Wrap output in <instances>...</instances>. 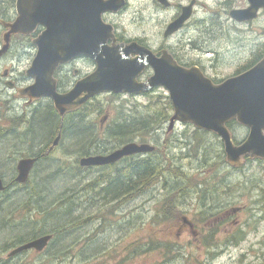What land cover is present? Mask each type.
<instances>
[{"label": "rangeland", "instance_id": "rangeland-1", "mask_svg": "<svg viewBox=\"0 0 264 264\" xmlns=\"http://www.w3.org/2000/svg\"><path fill=\"white\" fill-rule=\"evenodd\" d=\"M6 9V3L0 6V18L13 13ZM261 19L256 25L221 26L218 33L222 40L210 43L217 56L211 57L208 52L203 55L204 61L191 59L199 61L218 78L233 74L253 59L254 40L264 34V15ZM146 31L157 33L158 28L147 24ZM2 32L0 28V45ZM12 44L0 60V72L10 69L23 84H28L30 77L25 75V70L35 48L25 46V42ZM3 81H0V143L6 140L4 136L9 137V142L0 144V148H6L3 159L0 154V177L8 185L0 193V246L15 243L16 238H28L39 229L49 232L64 222L78 223L58 234L44 254L27 255L19 264H264V204L259 201L263 198L260 194L264 195L261 191L264 161L244 160L240 167L229 166L219 137L213 133H196L189 123L176 124L174 130L167 132L164 144L166 118L149 133L146 142L157 147L156 155L164 165L171 160L181 173L171 171L166 179L147 184L145 190L142 188L131 198L115 199L106 193L107 181L103 177L112 175L117 167L113 173L108 167H80L79 158L86 149L76 139L65 136L49 158L34 166L27 183L15 185L16 158L37 141L22 132L34 127L38 115L45 113L47 124L54 113L46 100L44 107L30 108ZM166 96L164 89L140 98L102 95L89 106L101 110L82 121L86 125L94 124L96 131L110 108L104 130L109 129L120 111L131 117L145 114L151 107H162ZM37 127L40 134L44 133L42 126ZM229 128L235 139L247 135V130L236 122ZM96 139V149L104 147L100 151L107 152L115 145L114 139H105L102 134ZM133 141L138 142V138ZM179 183L186 188L185 195L179 196L181 213L158 223L154 219L156 212L162 208L169 190ZM182 217L193 227L179 225ZM212 229H216L212 237L204 239V234ZM236 230L241 232L238 239H234ZM156 239L173 245L167 252ZM150 240H153L151 247L145 249V243Z\"/></svg>", "mask_w": 264, "mask_h": 264}, {"label": "water", "instance_id": "water-1", "mask_svg": "<svg viewBox=\"0 0 264 264\" xmlns=\"http://www.w3.org/2000/svg\"><path fill=\"white\" fill-rule=\"evenodd\" d=\"M97 7L98 37L96 43L97 70L91 80H84L75 89L65 93L56 91L53 80H50L53 69L58 63L80 52L73 42L63 51L58 39L60 12L67 14L75 10L72 0H15L16 17L11 22L0 20L7 31L3 34V44L0 56L6 53L13 34L28 35L38 25L44 26L43 32L33 40L36 54L25 74L33 82L18 89L20 98L29 100L50 97L60 116L73 111L96 94L101 92L142 94L154 86H163L171 99L173 113L169 118L167 132H170L177 122L191 123L197 129L215 133L223 143L226 161L233 167L242 164V158L264 159V56L247 70L225 78L220 83H213L197 66L184 67L169 55L163 54L160 59L146 48L144 57L128 59V53L143 50L137 48L135 42L119 54L118 50H109L106 46L104 24L101 12L112 8L116 0H89V4ZM255 8L233 10L232 18L243 21L255 17ZM187 15L169 24L166 34L181 27ZM60 18V19H59ZM45 26L47 30L45 31ZM95 47V46H94ZM120 55V56H119ZM147 64L153 67V74L147 84H131L129 82ZM46 69V72H45ZM124 84V85H123ZM83 90L86 93L83 94ZM236 120L248 129L245 139L235 144L227 123ZM58 134L53 141H59ZM155 146L149 143L128 142L106 155H89L80 158L81 166H100L116 162L124 156L154 151ZM37 159L22 158L17 162L16 183H25ZM6 185L0 177V191ZM52 239V234L46 233L12 251L15 254L27 248L38 251L46 248Z\"/></svg>", "mask_w": 264, "mask_h": 264}, {"label": "flooded vegetation", "instance_id": "flooded-vegetation-1", "mask_svg": "<svg viewBox=\"0 0 264 264\" xmlns=\"http://www.w3.org/2000/svg\"><path fill=\"white\" fill-rule=\"evenodd\" d=\"M72 1L75 5V10L72 14L70 12L67 14L63 9L60 12L61 19L59 18L58 39L63 51L67 46H70L74 42L80 49V52L67 59L64 57L51 73L50 80H53L56 86V91L60 93L75 89L78 87V84L84 80L92 81V75L97 70V60L94 56L96 55V43L95 45L93 43L98 37L97 7L92 6L91 2L89 4V0ZM62 3L64 4L65 0H62ZM247 8L256 9L254 18L245 19L243 21H238L232 18L231 12L233 10ZM182 15H187V17L181 27L166 34V29L169 24L178 20ZM263 15L264 0H116V3L112 5V8H108V10L101 12V20L104 24L106 46L109 50H118L120 54L125 48L130 46L132 42H135V46L143 50V53L139 54V51L128 53V59L130 60L136 59L138 56H145V50L141 47L143 46L148 49L157 60L160 59L163 54H169L177 64L184 67L197 66L206 77L212 80L213 83H220L223 79L237 75L238 73L234 72L229 76H221L218 78L214 74L208 72L207 68L196 59L204 61L205 57L203 55L208 52L211 53V57L217 56V50H215V47L211 46L210 43L220 42L222 40L221 34L218 33L221 31V26H225L226 24L235 26L256 25V23L263 20L261 19ZM15 17L16 13L14 10V14L12 13L9 17L3 18L7 21H11L14 20ZM147 24L157 27V33H147ZM43 30L44 26L38 25L28 35H12L10 41L13 44L23 45L21 44L22 41L23 43H26L25 46L29 44V46L33 47V40L38 37ZM46 30L47 27L45 26V31ZM191 30L192 32H190ZM254 42L256 44V49L253 51V58H259L255 61V63H257L264 56V34L256 36ZM32 50L33 48L31 51ZM4 56L5 55L1 56L0 60ZM153 72L152 65L147 64L143 69H139V72L133 80L129 82V85L138 84L142 87V84H147L148 79ZM1 80H4L3 82L7 88L11 89L13 93H16V98L18 100L23 101V103L30 108H37L38 105L44 107L45 103H43V100H46L50 103L51 110L58 116L57 110L50 97L33 100H29V98H19L17 95L18 89L31 84L33 81L32 79L29 78L28 84H23L13 75L12 70L5 68L0 72V81ZM162 89L165 88L158 85L151 88V91L154 92ZM85 93L86 90H83V94ZM102 95L140 98L146 96L147 93L141 95L131 93L97 94L86 100L75 110L67 112L65 117H75L77 120H87L91 118L94 114H97L100 109H94L93 107L95 106L90 109L89 106L93 105L91 103L94 99ZM109 112H111V110L110 108H107L106 115L100 119L96 131L93 129L94 124H88V127L93 130V133H95V138L90 143L95 145L97 141L96 134H103V132L107 130H104V127L109 118ZM25 121L26 120L23 122ZM27 121L29 123V120ZM60 127L61 124H59V128ZM61 130L63 132V129L56 131L54 139L58 134L61 136ZM22 133L27 137L30 136L29 129H27V132ZM12 136L15 137L16 133H13ZM30 137L32 138V136ZM8 138V136H4V139H6L7 142H9V140H7ZM165 138L166 136L164 135L163 142H165ZM54 139L49 141V135H45V142H37L35 145H30L31 148H26V151L22 150V154L18 155L16 160L18 161L21 157H35L38 163L39 159L49 158L51 151L59 148V145H52ZM238 143L240 142L238 141ZM14 148L18 147L15 146ZM93 150L95 151L96 147ZM113 150V148L107 152L103 150L100 151V153L107 154ZM145 156L146 154H135L130 158H132V160H139L143 159ZM128 157L129 156L123 157L114 163L100 167H108L109 170L114 171V169L120 165L124 167ZM86 168H94V166ZM183 223L190 227L189 221L185 217L182 218L181 224ZM42 234H45V230L39 229L28 238H26L27 236L24 238H16L15 243H5L4 245H1L0 264H19V262L23 261L27 255H33L35 253L44 254L46 250L45 248L40 251L34 248H27L10 255L12 251L36 239Z\"/></svg>", "mask_w": 264, "mask_h": 264}, {"label": "trees", "instance_id": "trees-1", "mask_svg": "<svg viewBox=\"0 0 264 264\" xmlns=\"http://www.w3.org/2000/svg\"><path fill=\"white\" fill-rule=\"evenodd\" d=\"M5 3L7 6L6 11L11 10L13 12L14 0H0L1 7H4ZM257 59L259 58L257 57L253 58L249 62L245 63L239 69L236 70V73L247 69L248 67L253 65ZM171 109H172L171 102L169 98L166 96V103L162 107H151V109L147 110L145 114L140 113L134 117H131L129 114H125L123 111H120V114L117 120L114 122V125L103 132L102 134L103 138L114 139L115 145L113 146V148H115L116 145H118L119 147L125 142L134 139L135 137H137L139 141L146 142L149 140V133L154 132L157 129L158 125L162 123L163 120L169 118L170 116L169 111ZM44 116L45 113L35 117L33 121L34 127L32 126L29 129V134L30 136H32V139H36L39 142H45V135H49V141H51V139H54L56 131L63 129V132L61 130V138L65 136L67 138L76 139V141L79 142L81 148L86 149V152H84L85 155L100 153V147L102 146H99L94 151L93 149H95L96 146L90 143L95 138V133H93V130L88 127L89 123L86 125L84 121L79 119L77 120L75 119V117H68V116L64 117L65 119H60V117L54 113V117L50 115L51 119L48 120L51 122H48L46 124ZM234 122L235 120L230 121L228 123V126L230 127ZM59 124H61L60 128H59ZM37 126H42L43 129L45 130L44 133L40 134L39 131L37 130L38 128ZM195 132L211 133L199 129H195ZM96 135H99L100 137L101 134L97 133ZM37 141H35L34 143H36ZM1 143L4 144L8 142L6 140H3ZM5 150H6L5 147L0 148V154L2 155V159L5 156ZM156 151L157 148L154 151L147 154L143 159H139V160L136 159L132 160V158H130L131 156H129L127 162L124 164V167L121 165L115 169L114 173L113 171H111L113 173L112 175H107L103 177L105 182L107 181L106 193L110 194V196L115 199L117 198L127 199L128 196L129 198H131L135 194H137L142 188L144 189V187H146L147 184L150 183L156 184L157 182H160L162 178L166 179L169 172L180 171L179 166L175 165L171 160L167 161L168 162L167 166L164 165L161 160L162 158L156 155ZM152 156H154V158H152ZM246 160L252 161V159L249 158L248 156H246ZM258 160L264 161L262 159H258ZM39 161H43V159H39ZM42 176L44 179L45 175L43 174ZM7 189L8 186L6 187L5 190ZM262 190L264 191V187L261 188V191ZM185 191L186 188L184 186L180 187V183L177 187L171 188L169 190V195H167L163 199L162 208L160 209L159 212H156L155 214V218H154L155 221L159 223V220L161 219L170 220L172 214L176 215L177 213H181L180 205L182 203V199L179 198V196L185 195ZM260 196L263 198L260 199L259 201L261 204H264V195L261 193ZM84 197L86 198V195H84ZM205 212L207 214V211ZM205 212H202L201 214H205ZM214 214L215 213H211V215ZM215 223L218 224L217 219L215 220ZM77 224L78 223H76L75 221H71L69 223L64 222L63 224L57 225L56 229L51 231L55 232V234L58 235L62 233L64 230L73 229L74 226ZM179 225H181V223ZM215 231L216 229L208 230V234L205 233L203 236L204 239L211 238ZM240 234L241 232L236 230L234 232V239H238L240 237ZM55 238L52 240L50 245L54 242ZM152 242L153 240L146 242L145 249H149L151 247ZM156 242L159 245H161L163 248H165L167 252L173 245L171 242H164L158 239H156Z\"/></svg>", "mask_w": 264, "mask_h": 264}, {"label": "bare ground", "instance_id": "bare-ground-1", "mask_svg": "<svg viewBox=\"0 0 264 264\" xmlns=\"http://www.w3.org/2000/svg\"><path fill=\"white\" fill-rule=\"evenodd\" d=\"M71 201V200H70Z\"/></svg>", "mask_w": 264, "mask_h": 264}]
</instances>
